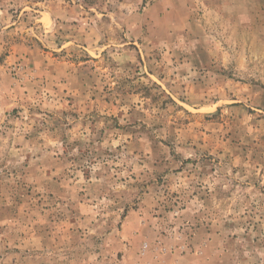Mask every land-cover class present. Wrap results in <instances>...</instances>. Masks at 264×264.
<instances>
[{
  "label": "rangeland",
  "instance_id": "374dc122",
  "mask_svg": "<svg viewBox=\"0 0 264 264\" xmlns=\"http://www.w3.org/2000/svg\"><path fill=\"white\" fill-rule=\"evenodd\" d=\"M0 0V264H264V0Z\"/></svg>",
  "mask_w": 264,
  "mask_h": 264
},
{
  "label": "crops",
  "instance_id": "0c3cea01",
  "mask_svg": "<svg viewBox=\"0 0 264 264\" xmlns=\"http://www.w3.org/2000/svg\"><path fill=\"white\" fill-rule=\"evenodd\" d=\"M178 1L177 0H170V3L176 4Z\"/></svg>",
  "mask_w": 264,
  "mask_h": 264
}]
</instances>
